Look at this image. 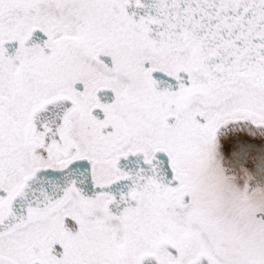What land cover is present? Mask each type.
Instances as JSON below:
<instances>
[{
    "label": "snow or ice",
    "instance_id": "1",
    "mask_svg": "<svg viewBox=\"0 0 264 264\" xmlns=\"http://www.w3.org/2000/svg\"><path fill=\"white\" fill-rule=\"evenodd\" d=\"M218 168L264 182V0H0V264H264Z\"/></svg>",
    "mask_w": 264,
    "mask_h": 264
},
{
    "label": "flooded vegetation",
    "instance_id": "2",
    "mask_svg": "<svg viewBox=\"0 0 264 264\" xmlns=\"http://www.w3.org/2000/svg\"><path fill=\"white\" fill-rule=\"evenodd\" d=\"M218 171L225 183L231 184L242 198L248 197L264 201V182L252 181L250 183L252 178L247 174L237 173L236 176H225L223 169L218 168Z\"/></svg>",
    "mask_w": 264,
    "mask_h": 264
}]
</instances>
